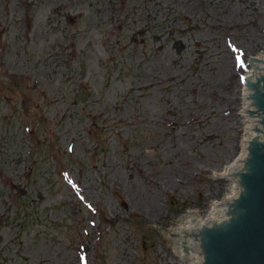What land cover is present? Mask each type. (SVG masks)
<instances>
[{"label": "rangeland", "instance_id": "1", "mask_svg": "<svg viewBox=\"0 0 264 264\" xmlns=\"http://www.w3.org/2000/svg\"><path fill=\"white\" fill-rule=\"evenodd\" d=\"M1 41L0 264H178L153 226L229 191L264 0H0Z\"/></svg>", "mask_w": 264, "mask_h": 264}, {"label": "water", "instance_id": "2", "mask_svg": "<svg viewBox=\"0 0 264 264\" xmlns=\"http://www.w3.org/2000/svg\"><path fill=\"white\" fill-rule=\"evenodd\" d=\"M256 53L247 74L251 81L260 76L261 82L256 91L243 87V129H237L243 158L224 166L226 174H206V179H229L233 195L220 196L215 204L207 201L215 217L202 224L195 223L196 211L183 210L178 220L153 226L160 242L175 247L178 264H264V99L255 108L257 97L264 98V53ZM239 107L238 99L235 114Z\"/></svg>", "mask_w": 264, "mask_h": 264}, {"label": "flooded vegetation", "instance_id": "3", "mask_svg": "<svg viewBox=\"0 0 264 264\" xmlns=\"http://www.w3.org/2000/svg\"><path fill=\"white\" fill-rule=\"evenodd\" d=\"M242 1L243 0H227V2H228V5H231V4H238V6H239V4H241L242 3ZM245 4V3H244ZM251 4H253L254 5V2H251ZM256 14V13H255ZM66 21H70L68 18H66ZM242 23L244 22V20L243 21H241ZM255 21L252 19L251 20V22H250V24H252V23H254ZM178 45V44H177ZM175 46V45H174ZM9 50V44H3V42L1 41L0 42V70H1V74L5 77V76H7L9 79H15L14 81L16 82V83H18V82H20L21 80H25V79H27V77H26V74L28 73L27 71H25V74H19V75H16L14 72H10V71H12V67H13V64L10 62H8V64H7V69H9V71L8 72H3V69H4V65H5V60H4V56H5V53H6V51H8ZM65 69H69L68 67H65ZM33 74V75H32ZM36 78V80L37 81H39V79L37 78V76L34 74V73H32L31 72V76H30V78H28V79H35ZM2 97H3V95H2ZM1 97V98H2ZM18 100V102H19V105H20V107L21 108H23V109H25V112H27L28 110L25 108L26 107V101H25V99L24 98H19V99H17ZM16 100V101H17ZM12 101H13V99H11V98H6V102L8 103V104H11L12 103Z\"/></svg>", "mask_w": 264, "mask_h": 264}, {"label": "bare ground", "instance_id": "4", "mask_svg": "<svg viewBox=\"0 0 264 264\" xmlns=\"http://www.w3.org/2000/svg\"><path fill=\"white\" fill-rule=\"evenodd\" d=\"M259 53H264V51L259 52ZM250 57L255 58V54L252 55V56H250ZM241 125H242V120H241ZM242 129H243V125H242ZM237 158H243V151H240V153L237 154L235 158L231 159L225 165H223V168H222V172L221 173H216V174H226L225 169H224V166H232V164L234 162V159H237ZM229 185H230V183H229ZM226 195H233V191H232L231 185H230L229 191L226 193ZM217 200H215V201H213L211 203L212 204H215L217 202ZM188 211H196L195 223H197V224H202V223H204V222H206V221H208V220H210V219H212V218L215 217L210 207H209V210L204 215H201L197 210H188ZM173 248L175 250V247H173Z\"/></svg>", "mask_w": 264, "mask_h": 264}]
</instances>
